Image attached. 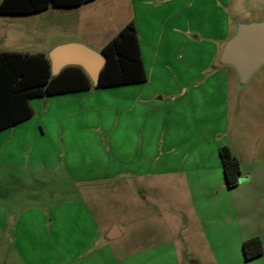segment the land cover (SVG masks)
<instances>
[{
  "label": "rangeland",
  "instance_id": "1",
  "mask_svg": "<svg viewBox=\"0 0 264 264\" xmlns=\"http://www.w3.org/2000/svg\"><path fill=\"white\" fill-rule=\"evenodd\" d=\"M42 14L28 19L41 33L29 36L32 40L25 46L12 39L13 49L48 55L54 45L83 39L84 31L103 43L134 18L141 33L154 37L153 44L161 48L160 57H173L165 69L159 67V75L154 73L152 87L161 95L173 81L193 79L186 81L190 91L213 72H226L224 86L222 79L215 81L221 84L223 93L219 85L214 92L216 96H229V143L243 161L246 173L264 172V65L239 89L233 69L216 68L214 61L207 68L205 65L207 51L222 43H214V38H230L237 23L264 20V0H96L82 9L50 6ZM4 22L6 17H0V24ZM85 41L93 46H84L94 50L91 47L97 43ZM168 42L174 48L172 53L165 51ZM190 45L201 47L188 53L186 46ZM197 96L210 94L201 92ZM37 100L32 102L33 108ZM38 115L19 127L23 129H16L20 136L15 129L0 132V264L199 263L187 261L184 255H176V247L163 244L165 219L158 212L166 211L167 220L176 226L182 205L180 196L174 198L162 179H157L153 188L145 180L109 179L120 173L114 166L118 137L123 136L125 142L123 153H131L126 139L130 133H116L117 116L106 117L114 126L110 132L94 130L88 126L87 115L79 116L87 132L69 135L47 129L49 142L43 143ZM47 122L52 126V118ZM41 157L45 167L55 170L42 167ZM90 160L97 163L87 171L91 169ZM100 172L103 180H84L86 175ZM114 226L121 236L106 239L104 231ZM100 230L103 235L96 241L93 235ZM239 259L242 262L240 252Z\"/></svg>",
  "mask_w": 264,
  "mask_h": 264
},
{
  "label": "crops",
  "instance_id": "2",
  "mask_svg": "<svg viewBox=\"0 0 264 264\" xmlns=\"http://www.w3.org/2000/svg\"><path fill=\"white\" fill-rule=\"evenodd\" d=\"M93 2L77 9L88 7ZM136 11L139 9L137 8ZM42 13L0 15V17H6V22L0 24V28L3 27L0 29V51L27 53L13 49L10 43L12 39H17L25 46L24 44L31 41L32 38L29 39V36L38 33L39 30L37 25L29 23L28 19L41 17ZM139 16L140 19H145L143 15L139 14ZM130 21L133 22L137 32L147 81L143 84L91 89L30 100L33 110L31 119L39 114L42 142H49L45 134L47 129L57 134L62 131L69 135L74 132L76 134L87 132L81 127L82 121L78 120L79 116L87 115V120L90 122L88 126L94 130L110 132L114 126L110 125V120H106V117L114 114L117 116L116 133H130L126 139L130 143L131 153L129 156L123 153L125 142L123 136L118 137L115 145L117 158L113 165L120 170V173L109 179L145 180L152 185V188L157 184V179H162L171 188L174 198H177V195L181 198L182 208L179 211V222L176 226L169 223L170 221L167 220L169 215L166 211L158 212V214H164L165 219L163 244L176 247V255H184L187 261H198V264L206 261H212L214 264L251 262L264 264V172L260 171L257 175L246 173L243 170V161L229 143V96L224 94L216 96L214 92V88L219 85V90L221 94L223 93L221 84L224 86L228 74L213 72L204 83H198L190 91L186 81L190 83L194 81L193 79L173 81L171 86L164 90L165 96L161 95V91L152 87L154 73L159 75L161 73L159 67L165 69L173 57L170 54L168 58L165 53L163 54L166 57H160L161 48L153 44L154 37L143 31L141 33L136 19L132 18ZM81 35L83 39L66 43L93 46L85 41L88 39L97 43L96 47L91 48L99 52L109 41L98 43L87 31ZM160 38L159 34L157 41ZM227 38L228 36L214 38V43L220 44ZM58 45L50 47L48 52ZM190 46H186L190 49L188 53L201 47ZM164 47L166 52L172 53L174 50L170 42ZM218 50L219 48L215 46L207 51L206 68L217 57ZM217 79H222L223 83H216ZM113 91L117 92L113 93ZM201 92H207L210 96H197ZM36 99L38 102L33 108L32 102ZM95 114L97 116H94ZM51 118L52 126H49L47 121ZM31 119L2 131L15 129L14 132H18L20 136L19 130L23 128L19 127ZM68 138L71 140L73 135ZM222 146L230 149L240 165L239 184L231 189L226 188L223 183L222 165L218 153ZM46 157L49 159L48 155ZM43 160L42 158L41 166L45 167ZM94 162L97 163L96 160L93 162L90 160L91 169L87 171L93 170L91 166L95 165ZM68 163L69 166L70 163ZM45 168L48 171L55 170V167ZM68 170L74 174L72 168ZM101 174V172L98 175L88 174L84 180L88 182L103 180V177H100ZM107 174L105 171V175ZM108 231L109 229L104 231L105 238ZM94 235L97 241L103 233L100 230ZM120 236L119 233L118 237ZM254 237L260 239L263 253L257 258L245 260L241 249L242 242ZM177 246L180 247L177 249ZM239 252L242 262H240L241 259L238 260Z\"/></svg>",
  "mask_w": 264,
  "mask_h": 264
},
{
  "label": "trees",
  "instance_id": "3",
  "mask_svg": "<svg viewBox=\"0 0 264 264\" xmlns=\"http://www.w3.org/2000/svg\"><path fill=\"white\" fill-rule=\"evenodd\" d=\"M95 0H0V15H30L50 6L78 8ZM105 63L99 72L98 83L79 66H67L56 76L50 72V62L43 53L0 51V131L23 123L33 116L30 100L72 92L104 89L123 85L143 84L147 75L139 41L132 21L123 26L99 51ZM223 183L228 189L240 181V165L226 146L220 147ZM243 258L251 260L262 255L258 237L244 240Z\"/></svg>",
  "mask_w": 264,
  "mask_h": 264
},
{
  "label": "water",
  "instance_id": "4",
  "mask_svg": "<svg viewBox=\"0 0 264 264\" xmlns=\"http://www.w3.org/2000/svg\"><path fill=\"white\" fill-rule=\"evenodd\" d=\"M50 72L56 76L67 66H79L90 78L93 86L98 83L99 72L105 59L99 53L79 43H66L54 47L47 55ZM264 65V20L237 23L233 35L221 43L213 66L229 67L236 75V88L247 84L250 78ZM119 236L112 227L106 234L111 240Z\"/></svg>",
  "mask_w": 264,
  "mask_h": 264
}]
</instances>
